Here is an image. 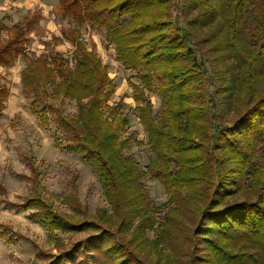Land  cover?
<instances>
[{
  "label": "trees",
  "instance_id": "trees-1",
  "mask_svg": "<svg viewBox=\"0 0 264 264\" xmlns=\"http://www.w3.org/2000/svg\"><path fill=\"white\" fill-rule=\"evenodd\" d=\"M58 8L76 28L52 40L71 42L72 59L55 50L28 59L23 92L34 107L45 102L34 109L44 125L55 109L66 148L91 166L112 213L89 215L77 202L60 213L41 194L28 197L22 206L37 209L58 251L37 255L49 257L45 264H264V0H58ZM35 17L12 25L0 18L1 65L25 52ZM82 25L104 29L140 81L133 97L153 153L145 169L125 153L128 115L108 104L116 85ZM146 92L160 96L159 117ZM9 95L0 81V116ZM66 98L76 100L75 115L55 107ZM147 175L173 205L152 241ZM56 231L88 235L66 244Z\"/></svg>",
  "mask_w": 264,
  "mask_h": 264
},
{
  "label": "rangeland",
  "instance_id": "rangeland-1",
  "mask_svg": "<svg viewBox=\"0 0 264 264\" xmlns=\"http://www.w3.org/2000/svg\"><path fill=\"white\" fill-rule=\"evenodd\" d=\"M42 1L46 4L41 7L45 16L40 10L27 9L24 0H0V18L8 25L21 21L25 16L38 15L33 31L35 38L32 36L25 52L19 56L16 68L11 66V69L0 70V81L9 86L11 92L0 116V231L8 233L13 239L8 242L0 237V264H45L49 261L48 256L58 254L53 242L49 241L47 229L37 220V209L33 206H22L30 196L41 194L47 201L53 202L60 213H72L76 202L89 215H96L102 208L112 213L91 166L78 153L66 148V133L58 126L55 109H49L50 122L48 126L44 125L34 109H42L45 102L34 107L31 104L34 95L28 96L23 92L21 71L28 59L49 49L50 52L60 51L71 60L75 47L67 40L53 41L50 47L46 46V41L51 40L52 35L61 36L64 31L76 28V24L61 14L58 0ZM42 17L50 21V29L40 24ZM45 19L41 20L44 25L47 23ZM79 29L88 49L107 66L108 74L116 85L108 104H119L121 111L128 115L129 125L125 128V134H131L133 139L125 153L136 159L145 169L153 153L148 143V135L138 117V103L133 97L132 83L140 84V81L135 72L125 68L117 59L116 49L113 44L107 43L104 29L89 25H82ZM1 38L6 39L7 33L4 32ZM146 93L153 103L154 115L159 117L163 109L160 96L157 93ZM47 100L52 101L50 98ZM54 105L64 115L77 113L76 100H57ZM55 138L61 140V147L55 145ZM144 184L152 206L153 222L155 221L153 229L147 230L145 235L152 241L168 223L173 205L170 204L163 185L153 177L147 175ZM139 221L138 218L135 224ZM56 234L66 244L88 235L87 232L60 231H56ZM146 246L149 247L150 243H146ZM39 251L50 254L46 257L38 256ZM69 264L79 263L75 261Z\"/></svg>",
  "mask_w": 264,
  "mask_h": 264
},
{
  "label": "crops",
  "instance_id": "crops-1",
  "mask_svg": "<svg viewBox=\"0 0 264 264\" xmlns=\"http://www.w3.org/2000/svg\"><path fill=\"white\" fill-rule=\"evenodd\" d=\"M25 1V3H26V7H27V9H31V10H40L41 11V13H42V15L43 16H45V12H42V6H44V5H46L42 0H24ZM36 6H38L37 8H35ZM43 19H45L44 17H42V19L41 20H43ZM41 20L39 21L40 22V24L42 25V26H44V27H47L48 29H50V26H51V24H50V21H48V20H46L45 19V21L47 22L45 25L44 24H42L41 23ZM54 35H56V34H54ZM32 36H33V38H35V35L33 34V31L31 32V34H30V38H31V41H32ZM57 36H59L58 34H57ZM62 36V35H61ZM52 37H53V35H52ZM30 41V42H31ZM51 43V42H53V40L51 39V40H49V41H46V46H48L47 44L48 43ZM51 45H52V43H51ZM49 47V46H48ZM49 51V49L48 50H43L41 53H43V52H48ZM40 53V54H41ZM40 54H38V56L40 55ZM37 56V57H38ZM16 64V63H15ZM13 65L14 66V68H16V65ZM12 66V67H13ZM3 68H9V69H11V67H6V66H3V65H1L0 64V70L1 69H3ZM20 71H21V69H20ZM20 77V76H19ZM4 83H6V82H4ZM10 96H11V92H10ZM10 96H9V98H10ZM8 98V99H9Z\"/></svg>",
  "mask_w": 264,
  "mask_h": 264
}]
</instances>
